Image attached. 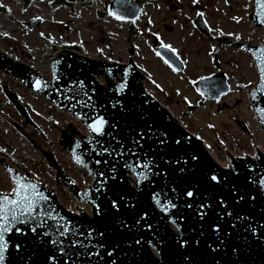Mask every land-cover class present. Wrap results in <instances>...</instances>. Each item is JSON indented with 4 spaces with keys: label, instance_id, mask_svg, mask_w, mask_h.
I'll list each match as a JSON object with an SVG mask.
<instances>
[{
    "label": "water",
    "instance_id": "1",
    "mask_svg": "<svg viewBox=\"0 0 264 264\" xmlns=\"http://www.w3.org/2000/svg\"><path fill=\"white\" fill-rule=\"evenodd\" d=\"M109 12L124 16L120 21L133 22L140 17L141 7L138 1L111 0ZM257 12V0H253L249 21L260 30L264 12ZM39 23L26 25L33 28ZM194 24L202 33H209L202 16ZM221 47L243 50L255 62L258 82L248 93L264 135L259 111L264 109V93L258 91L261 73L257 60L264 42L255 45L222 37ZM157 52L176 72L186 68L177 53L162 46ZM129 53H135L134 46ZM49 65L52 76L46 78L0 50V69L5 74L86 128L87 132H81L75 122L66 128L54 127L61 133L59 146L91 177L85 188L63 169L51 150L39 148L24 130L29 125L41 128L18 94L7 84L2 91L22 116L14 128L56 170L57 188L67 187L79 203L89 205L90 213L71 212L55 190L31 179L27 170L21 168L20 172L5 158L0 159L13 190L14 178H20L46 197L37 198L36 205V213H45L39 217L42 226L35 219L17 222L5 234L8 249L3 264H264V153L260 148H255V156L228 152V166H222L201 139L149 94L146 76L132 56L128 63H119L65 48L55 52ZM208 78L193 82L198 93H205L203 97L219 99L230 92L224 73ZM37 80L46 87L37 90ZM121 84L126 86L121 89ZM97 119L105 121L101 134L89 127ZM77 156L82 163H77ZM65 227V235H59Z\"/></svg>",
    "mask_w": 264,
    "mask_h": 264
},
{
    "label": "rangeland",
    "instance_id": "2",
    "mask_svg": "<svg viewBox=\"0 0 264 264\" xmlns=\"http://www.w3.org/2000/svg\"><path fill=\"white\" fill-rule=\"evenodd\" d=\"M81 1L84 4L71 8L56 0H0V50L46 78L52 76L50 58L65 48L119 63H128L132 56L146 76L145 88L149 94L201 139L222 166H228V152L234 156H255L258 147L264 153V135L248 93L258 82L255 62L243 50L219 48L222 37L255 45L264 42V28L258 30L249 21L253 0H138L142 3L141 16L131 23L111 16L110 0ZM198 13H203L208 34L202 33L193 22ZM38 20L40 23L33 28L26 25ZM155 37L177 50L186 64L185 70L173 71L157 55L153 45ZM132 46L135 47L133 55L129 53ZM221 72L227 75L230 92L218 100L204 99L193 82ZM99 81L105 83L103 77ZM5 84L18 94L41 128L24 127L34 143L43 150H51L81 188L91 183L87 172L75 166L58 144L61 133L54 127L66 128L75 119L57 110L42 96L31 93L1 69L0 159L5 158L20 172L27 170L30 178L38 183H49V188L55 190L59 201L71 212L79 214L80 209L90 213L89 205L79 203L67 187L57 188L56 170L14 128L13 124L21 123L22 116L4 95L2 85ZM76 124L86 130L82 124ZM245 125L249 131L243 130ZM13 188L0 164V191L9 193Z\"/></svg>",
    "mask_w": 264,
    "mask_h": 264
},
{
    "label": "snow or ice",
    "instance_id": "3",
    "mask_svg": "<svg viewBox=\"0 0 264 264\" xmlns=\"http://www.w3.org/2000/svg\"><path fill=\"white\" fill-rule=\"evenodd\" d=\"M258 4V12L257 15H260L261 12H264V0H257ZM111 15L115 16L117 20H123L124 16L119 15L115 12L110 13ZM198 15L203 16V13H198ZM135 22V21H133ZM205 24L207 22L205 21ZM163 48H165L167 51L175 54L176 49L173 48L171 45L162 44ZM157 55L159 56L160 53L157 52ZM179 58L178 56L176 57ZM257 60L260 62V73H261V86L258 89L259 92L264 93V49H261L260 55L257 56ZM166 64H168L169 67H172V64L169 60L164 61ZM173 71H178L177 68H173ZM127 75V73H126ZM203 79H210L208 77H205ZM126 85L121 84L120 88L123 89ZM35 87L37 90H39L41 87H46V85H42L40 80L35 81ZM159 87V85H157ZM204 92H201V95H204ZM256 98V94L253 93V99ZM261 114V121L264 122V109H260ZM105 124V121L103 119H97L95 123L89 125L92 132L101 134L103 131V126ZM179 143V141H177ZM78 146V145H77ZM2 151V149H0ZM77 163H82L80 158L76 157ZM141 167L147 168V165H142ZM11 172L12 170L9 169ZM141 174H138V176ZM16 183V188L13 190V193L11 194H0V264H3L4 261V253L8 249V243L5 240V234L11 231V228L17 223H27L32 220H37V223L39 226L43 225V221L39 220V217L44 216L45 213L43 211L36 213V205H37V198L40 200H45L46 197L40 196L38 193L36 186L30 183H25L20 178H14ZM212 179H216V177H213ZM31 193V195H30ZM188 196H192V193L189 192L187 194ZM10 196H13L15 198H10ZM159 203V201H157ZM167 207V205H165ZM35 213V215H34ZM62 227V226H61ZM34 232L36 231V228L34 227L32 229ZM67 232V228H64V231L59 232V235L63 236ZM56 243V241H53Z\"/></svg>",
    "mask_w": 264,
    "mask_h": 264
},
{
    "label": "flooded vegetation",
    "instance_id": "4",
    "mask_svg": "<svg viewBox=\"0 0 264 264\" xmlns=\"http://www.w3.org/2000/svg\"><path fill=\"white\" fill-rule=\"evenodd\" d=\"M111 1V0H110ZM109 1V2H110ZM136 1H138V0H136ZM136 1H134V2H136ZM134 2H132V3H134ZM139 2V4H140V7H141V5H142V3L140 2V1H138ZM69 3V2H68ZM70 5V7L71 8H74L75 7V5H77V4H84V2H82L81 0H76L74 3H69ZM109 5V4H108ZM195 6H197V5H195ZM141 12H142V8H141ZM110 13V12H109ZM140 16H141V14H140ZM139 19V18H138ZM137 19V20H138ZM202 20L204 21V19H203V16H202ZM194 22V21H193ZM131 23V22H130ZM204 23H205V21H204ZM206 25V24H205ZM207 26V25H206ZM208 31H209V29H208ZM157 41L158 42V44L157 45H154V46H156V49H157V47L158 46H161L162 44H164L161 40H159L157 37H155L154 38V40H153V42L154 41ZM69 49V48H68ZM75 49H77V48H75ZM177 53V52H176ZM179 56V55H178ZM215 58H217V61H216V59H215V61H216V66L218 67L219 66V62H218V57L216 56ZM217 62H218V64H217ZM185 70V69H184ZM221 73H223V72H221ZM218 74H220V73H218ZM225 74V73H224ZM226 75V74H225ZM227 76V75H226ZM210 77V76H209ZM231 86V85H230ZM195 88V87H194ZM202 96V95H201ZM223 96V95H222ZM221 96V97H222ZM203 97V96H202ZM220 97V98H221ZM204 99H207V100H218V99H209V98H205V97H203ZM219 98V99H220ZM203 101V100H202ZM202 101H200V103H202ZM194 106L193 105H190V108H193ZM239 123H240V121H238ZM243 130L245 131H249V129H248V126L247 125H245L244 127H243Z\"/></svg>",
    "mask_w": 264,
    "mask_h": 264
},
{
    "label": "built area",
    "instance_id": "5",
    "mask_svg": "<svg viewBox=\"0 0 264 264\" xmlns=\"http://www.w3.org/2000/svg\"><path fill=\"white\" fill-rule=\"evenodd\" d=\"M53 107H55L53 104H51ZM74 119V118H73ZM75 121L77 122V123H79L76 119H75ZM75 122V123H76ZM78 126V125H77ZM82 127V126H81ZM80 126H78V128L81 130V132H83V133H85V132H87L86 130H83L82 128H81ZM45 184L47 185V187H50L49 186V183L47 184V182H45Z\"/></svg>",
    "mask_w": 264,
    "mask_h": 264
},
{
    "label": "trees",
    "instance_id": "6",
    "mask_svg": "<svg viewBox=\"0 0 264 264\" xmlns=\"http://www.w3.org/2000/svg\"><path fill=\"white\" fill-rule=\"evenodd\" d=\"M56 1H58L61 4L70 5L68 2H66V0H56Z\"/></svg>",
    "mask_w": 264,
    "mask_h": 264
},
{
    "label": "bare ground",
    "instance_id": "7",
    "mask_svg": "<svg viewBox=\"0 0 264 264\" xmlns=\"http://www.w3.org/2000/svg\"><path fill=\"white\" fill-rule=\"evenodd\" d=\"M181 124V123H180ZM184 126V125H183ZM185 127V126H184Z\"/></svg>",
    "mask_w": 264,
    "mask_h": 264
}]
</instances>
